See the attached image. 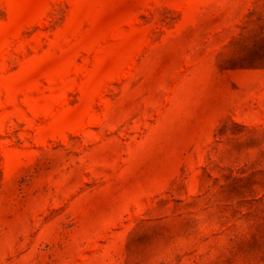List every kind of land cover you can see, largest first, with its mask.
Segmentation results:
<instances>
[{"label": "rangeland", "instance_id": "rangeland-1", "mask_svg": "<svg viewBox=\"0 0 264 264\" xmlns=\"http://www.w3.org/2000/svg\"><path fill=\"white\" fill-rule=\"evenodd\" d=\"M0 264H264V0H0Z\"/></svg>", "mask_w": 264, "mask_h": 264}]
</instances>
